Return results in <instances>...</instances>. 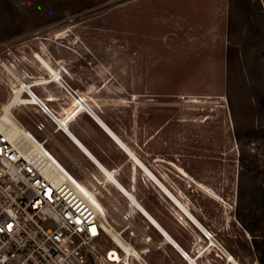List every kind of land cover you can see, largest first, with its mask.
I'll return each mask as SVG.
<instances>
[{
    "label": "rangeland",
    "instance_id": "374dc122",
    "mask_svg": "<svg viewBox=\"0 0 264 264\" xmlns=\"http://www.w3.org/2000/svg\"><path fill=\"white\" fill-rule=\"evenodd\" d=\"M224 1L219 14L227 26L216 40L207 27L219 24L210 0H0V107L20 81L53 79L40 55L213 235L218 247L176 202L163 200L153 212L197 264H231L224 252L239 264H264L255 251L264 250L263 6ZM32 107L12 114L41 139ZM114 167L147 195L151 181L142 171L131 183L130 164ZM91 171L98 182L91 190L108 202L110 183ZM112 197L115 231L128 212L137 232L139 215L124 197ZM111 239L99 238L101 253L118 249Z\"/></svg>",
    "mask_w": 264,
    "mask_h": 264
},
{
    "label": "built area",
    "instance_id": "2783aa9c",
    "mask_svg": "<svg viewBox=\"0 0 264 264\" xmlns=\"http://www.w3.org/2000/svg\"><path fill=\"white\" fill-rule=\"evenodd\" d=\"M76 103L85 106L80 97ZM37 105L54 120L42 102ZM16 107L21 105L9 110L15 128L2 118L0 107V264H146L141 255L149 248H135L121 236L124 230L135 235L131 215L123 214L127 224L116 232L87 194L94 196L95 191L75 179L43 141L25 129L12 114ZM33 117L36 129L44 131V121ZM111 231L129 250L111 239L118 248L116 261L109 257L111 249L103 254L98 247L102 234ZM143 238L150 241L149 236Z\"/></svg>",
    "mask_w": 264,
    "mask_h": 264
},
{
    "label": "crops",
    "instance_id": "0c3cea01",
    "mask_svg": "<svg viewBox=\"0 0 264 264\" xmlns=\"http://www.w3.org/2000/svg\"><path fill=\"white\" fill-rule=\"evenodd\" d=\"M196 1L198 0H187L186 5L188 6L189 2L190 4H192ZM205 1L207 2L208 0ZM221 1L224 0H210V5H213L212 11H214L212 20L217 17L219 24L217 25L216 22H213L207 27H210V34H213V30L216 31V33H214L216 40H220L224 37L222 28L227 26L226 19L223 18L224 24L223 22H220L221 17L219 14V9L222 4ZM224 2L227 5V0H225ZM180 11L182 14V10ZM260 21L261 25L264 28L263 10ZM48 73L50 74V76H52V73H50L49 71ZM29 87L34 92L36 98L47 107L52 117H55L54 121L50 117H48L46 113L40 111L37 104H28L34 106L32 107L34 108V114H36V117L39 120L44 121L46 126V129L44 131H40L43 132L45 136L38 140L43 141L45 148L51 153V151L46 147L47 143L50 142V148H52V150L55 152V156L52 153L51 154L53 155L55 160L75 179L81 182L82 185H84L88 189H92L95 187V184L98 183L97 181L95 182L94 175L90 173L92 172L91 170L102 174L105 179L107 178L103 170H101L102 168L99 167V164L101 166L103 165L102 167H105V169L108 170V166L112 165L115 166L114 168H116L115 170H117L122 169L128 163L130 164V168L133 171L129 179L131 183H136L135 173L137 170L142 171L144 175L151 181L150 186L147 184V195L144 192L143 195H141L138 192L137 186H132V188L128 187L125 180L120 177H116L115 172L110 170L114 174L115 179H117L116 181L124 189L128 190L130 194L132 193V196H134V198L127 196V194H125L119 188V186H117L121 191L120 192L111 182L108 181V179H106V181L111 185V189L108 190L106 188L108 194L111 196L110 198H107L108 202H105L102 199V196L100 195L101 193L95 192V199L104 208V210L103 208L102 210L110 226L114 228V230H116L115 226L113 225V222L115 223V221H109V218L111 219L113 218V216L115 218L116 215L115 211H117V204L116 200L112 197V193H116L117 195L124 197L130 207H132V205L137 207L138 210L134 208L132 209L136 211V213L139 215L140 221L144 223L143 226L137 227V232H135L134 236H130L128 234V230H124L127 222H125L123 218H121L122 223H124V227L120 231L124 230L122 231L121 235L125 234L126 232V236H123V238L133 247L141 248L147 246L149 248V251L147 253L141 255L146 264H188L183 254H181L177 248L174 249V247L171 245V242H169V239L165 234L161 232L159 227L162 228L168 234V236L172 237L187 254L188 252L183 248L181 243L173 237L170 231L159 221V219L153 213L155 211H158V206L159 204L163 203V200H169L172 203H174V201L171 200V197L167 193H165L163 189H161V186L156 182V180L153 177L149 176L144 171V169L139 166L140 164L132 156L135 155V157L138 158V156L135 154V151L131 146L127 145L123 141L120 135L117 134V131L109 124V120L105 116L100 114V110L98 111L97 109L95 110L94 108H92L91 105H89L81 95L77 94V92L66 82H58L57 80L53 79H46L43 81L37 80L34 83L30 84ZM77 97H80L84 100V108L79 107L75 109V106L77 105ZM67 115L70 116V120L66 124V122L61 121L60 118H63ZM57 121L63 122L66 130L61 128ZM48 126H51V129H49ZM27 130L29 132H32L29 129ZM33 130L39 131L36 129L35 124ZM69 131L71 134H69ZM119 140L123 142V144L131 151V153L127 149L122 147L123 145ZM77 141L82 144L90 154H92L93 158H91V155L89 156V154L79 146ZM107 145L112 146L113 151L110 152L105 150L104 146ZM143 165L148 168L144 163ZM81 175H83L84 177H82ZM163 186L165 187L164 184ZM135 201L137 204H139V206L135 205ZM140 207L148 212L151 218H153L152 220H154V222L156 221L155 223L158 224L159 227L156 226V224L148 216H146L143 211H141ZM199 231L202 233L200 229ZM202 235H204V237L209 240V238L205 236V233H202ZM143 236H150V241L148 243L145 242ZM211 236L213 237L212 234ZM133 264L139 263L133 262Z\"/></svg>",
    "mask_w": 264,
    "mask_h": 264
},
{
    "label": "bare ground",
    "instance_id": "6f19581e",
    "mask_svg": "<svg viewBox=\"0 0 264 264\" xmlns=\"http://www.w3.org/2000/svg\"><path fill=\"white\" fill-rule=\"evenodd\" d=\"M37 58H38V60L41 62V64H42V66H44L45 67V69H47L50 73H52V77H53V80H57V81H59L61 78H59V74L48 64V62H46V60H44L40 55H37ZM58 78V79H57ZM19 87L14 91V95H13V97L10 99V100H8L5 104H3V106L1 107L2 108V110H3V115H2V118L6 121V122H8L9 124H11V126H13L14 127V123H13V121L11 120V118H10V116H9V113H10V111L9 110H11V108H12V106L13 105H22V104H38V103H40L41 101L40 100H38L37 98H36V96H35V94H34V92L31 90V88L29 87V85H27V84H25L23 81H20V83H19ZM22 92H26V93H28V94H30L31 95V97H29L28 98V100H26V99H24L23 97H22V95H21V93ZM78 106H80V107H82V108H84V106H81V105H78ZM53 118L55 119V117L53 116ZM58 122V124H59V126L61 127V128H63V129H65L66 130V127H65V125H64V123L63 122H61V121H57ZM15 128V127H14ZM109 128V127H108ZM110 129V128H109ZM69 134H71L70 133V131H69ZM107 135V134H106ZM70 136H72V135H70ZM73 137H74V135H73ZM110 137V136H109ZM120 141V143L123 145L122 147H124L125 149H127L130 153H131V151L123 144V142L121 141V140H119ZM77 143L79 144V146L81 147V148H83L88 154H89V156L91 155V158H93L92 157V154H90L89 152H88V150H86V148L82 145V144H80L78 141H77ZM78 147V146H77ZM121 147V148H122ZM128 156V155H127ZM134 158H135V160L140 164L139 166H141L143 169H144V171L149 175V176H151V177H153L155 180H156V182L161 186V189H163L164 191H165V193H167L170 197H171V200H173L174 202H176V204L178 205V207L186 214V216H187V219L190 221V222H195L196 223V225H197V227H199L200 228V230L202 231V233L204 232L205 234H207V236L209 237V240H210V242H211V245H213V246H217V244H216V241H215V239L211 236V233L207 230V229H205V227L203 226V225H201L200 223H199V221L195 218V216L188 210V209H186L182 204H181V202L173 195V194H171V192H169L168 190H167V188H165L164 186H163V184L161 183V182H159L158 180H157V178L153 175V173L148 169V168H146L144 165H143V163L138 159V158H136L135 157V155H132ZM134 161V160H133ZM97 164H99V163H97ZM103 166V165H102ZM100 164H99V167H101L102 169L101 170H103V172L105 173V175L107 176V178L106 179H108V181L109 182H111L117 189H118V187L117 186H119V188L125 193V194H127V196H129V197H131V198H134V196H132V193L130 194V192H128V190H126V189H124L116 180L117 179H115V177H114V174L110 171V170H108V169H105V167L103 168ZM137 166V165H136ZM100 170V169H99ZM181 170V169H180ZM102 172V171H101ZM102 172V173H103ZM103 173V174H104ZM91 176V175H90ZM93 178V177H92ZM95 180V179H94ZM119 190V189H118ZM120 191V190H119ZM121 192V191H120ZM87 194H88V196L93 200V202H95L100 208H103L97 201H96V199L94 198L95 197V194H94V196H92L90 193H88L87 192ZM169 197V198H170ZM135 200V199H134ZM132 201V200H131ZM132 205V204H131ZM135 205L136 206H139V204H137L136 203V201H135ZM131 208H134V209H136V210H138L137 209V207H135L134 205H132V207ZM133 209V210H134ZM140 209H141V211H143L144 212V214L146 215V216H148L151 220L153 219V218H151V216L148 214V212L145 210V209H143L142 207H140ZM103 210H104V208H103ZM138 212H140V211H138ZM106 215V214H105ZM153 222H154V220H152ZM152 222V223H153ZM156 222V221H155ZM154 222V223H155ZM195 223H194V225H195ZM156 224V223H155ZM156 226H158V224H156ZM159 227V226H158ZM157 227V228H158ZM108 229V228H107ZM114 229V228H113ZM156 229V228H155ZM159 229L161 230V232L163 233V234H165L166 235V237L169 239V242H171V245L174 247V249L175 248H177L179 251H180V253L181 254H183L184 255V257L186 258V260H187V262L189 263V264H197V262H196V259H194V258H192L189 254H187L180 246H179V244L172 238V237H170V236H168V234L162 229V228H160L159 227ZM109 235H110V237L115 241V243L118 245V246H120L123 250H125L126 252H129V250H128V248H127V246L126 245H124V244H122L121 243V240L119 239V237L117 236V234L115 233V232H110L109 233ZM218 247V246H217ZM224 253H226L225 255L227 256V258H228V260H229V262L231 263V264H239L229 253H227V252H224ZM109 257H110V259H112L113 261H116V260H119V255L116 253V251H115V249H111V252L109 253Z\"/></svg>",
    "mask_w": 264,
    "mask_h": 264
},
{
    "label": "trees",
    "instance_id": "16d2710c",
    "mask_svg": "<svg viewBox=\"0 0 264 264\" xmlns=\"http://www.w3.org/2000/svg\"><path fill=\"white\" fill-rule=\"evenodd\" d=\"M262 106L264 108V100L262 101ZM250 232L253 234V231L252 230H250ZM255 251L258 254L259 260L262 262L263 261V258H264V250L262 249V251H260L259 248H258V246L255 245Z\"/></svg>",
    "mask_w": 264,
    "mask_h": 264
},
{
    "label": "water",
    "instance_id": "95a60500",
    "mask_svg": "<svg viewBox=\"0 0 264 264\" xmlns=\"http://www.w3.org/2000/svg\"><path fill=\"white\" fill-rule=\"evenodd\" d=\"M193 223H195V222H193ZM195 225H196V223H195ZM199 228V227H198ZM200 229V228H199ZM207 235V234H206ZM184 256V255H183Z\"/></svg>",
    "mask_w": 264,
    "mask_h": 264
}]
</instances>
